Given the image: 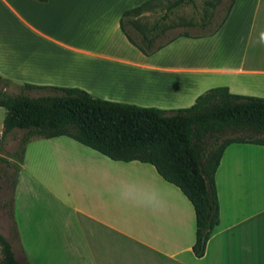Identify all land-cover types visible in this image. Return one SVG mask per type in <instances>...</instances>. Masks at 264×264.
I'll return each mask as SVG.
<instances>
[{"label":"crops","instance_id":"1","mask_svg":"<svg viewBox=\"0 0 264 264\" xmlns=\"http://www.w3.org/2000/svg\"><path fill=\"white\" fill-rule=\"evenodd\" d=\"M145 1L0 0V77L163 110L190 107L214 87L264 98V0H235L214 35L179 37L150 56L120 29L123 12ZM18 166L13 192L7 173L0 180L16 264H264V146L225 148L219 225L201 258L192 204L150 163L56 137L28 142ZM124 183L157 186L164 207L123 198Z\"/></svg>","mask_w":264,"mask_h":264},{"label":"trees","instance_id":"2","mask_svg":"<svg viewBox=\"0 0 264 264\" xmlns=\"http://www.w3.org/2000/svg\"><path fill=\"white\" fill-rule=\"evenodd\" d=\"M234 1H230L224 17L209 36L222 26ZM162 2L167 3V13L194 0H147L125 10L120 19L125 38L146 56L179 37H190L181 34L164 45H156L157 26L148 33L135 20L143 12L160 7ZM208 5L215 8L213 3ZM13 86L22 91L45 90L49 94L10 95L7 90ZM0 108L6 111L2 135L15 129L23 131L18 163L31 140L67 137L114 161L153 165L193 206L192 251L196 258L204 256L207 242L219 225L215 173L225 148L232 143L264 146V98L232 94L226 87L206 90L190 107L163 110L103 100L76 87L18 85L0 77ZM0 163L13 168L15 176L18 174V164L1 156ZM1 177L0 170V180ZM14 185L15 180L11 181V192ZM9 217L13 219L12 209ZM0 248L3 264H16L11 243L1 234Z\"/></svg>","mask_w":264,"mask_h":264},{"label":"rangeland","instance_id":"3","mask_svg":"<svg viewBox=\"0 0 264 264\" xmlns=\"http://www.w3.org/2000/svg\"><path fill=\"white\" fill-rule=\"evenodd\" d=\"M170 1L173 0H169V2ZM230 1L231 0H194L192 4L177 7L167 13H165L167 3L162 2L160 7L143 12L135 17V20L144 27L148 33L157 26V35L159 37L156 40V45H164L167 41L181 34H187L191 37H207L216 29L224 17ZM208 3L215 4V8L213 9L210 7ZM7 92L10 95L24 94L29 97H38L49 94V92L45 90L22 91L16 86L9 88ZM5 114V109L0 108V156L7 160H11L12 164H19L17 150L19 148L23 131L15 129L6 135H2ZM7 167L8 166L4 163H0L2 174L4 175L7 173L11 182L14 179L15 171L13 168ZM4 182L5 180L2 181L3 185H5ZM8 191H11V183L9 184ZM5 195L6 197L4 201H6V205H8L10 202V195L4 193L3 196ZM9 205L4 207L0 202V229L5 231L3 232L5 235H8V232L10 231V236L8 238L10 240L7 241L13 243L16 238L15 228L12 225L9 230V227L6 225L7 218H10L9 212L11 211V206L9 207ZM0 264H3L1 248Z\"/></svg>","mask_w":264,"mask_h":264},{"label":"clouds","instance_id":"4","mask_svg":"<svg viewBox=\"0 0 264 264\" xmlns=\"http://www.w3.org/2000/svg\"><path fill=\"white\" fill-rule=\"evenodd\" d=\"M120 195L153 208H163L165 204L162 191L154 185L138 186L124 183L120 186Z\"/></svg>","mask_w":264,"mask_h":264}]
</instances>
